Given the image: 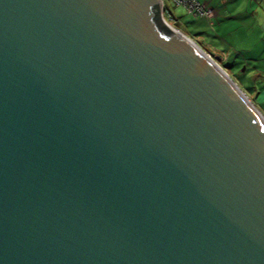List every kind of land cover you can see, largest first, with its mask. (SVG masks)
<instances>
[{"label":"water","instance_id":"1","mask_svg":"<svg viewBox=\"0 0 264 264\" xmlns=\"http://www.w3.org/2000/svg\"><path fill=\"white\" fill-rule=\"evenodd\" d=\"M163 9L0 0V264H264V115Z\"/></svg>","mask_w":264,"mask_h":264},{"label":"crops","instance_id":"2","mask_svg":"<svg viewBox=\"0 0 264 264\" xmlns=\"http://www.w3.org/2000/svg\"><path fill=\"white\" fill-rule=\"evenodd\" d=\"M202 2H204L207 5H210L213 9L212 13L208 16H194V17H201L203 18V20L200 22V24L202 23H207L210 24V20L209 17L213 16L214 17V23H216L213 26H209L208 27H204L205 29L202 30V32H198L197 34L201 43H202V47H204L206 50H208L209 52H212L215 56L219 57L220 59H227L228 58V50L225 48V46L223 48H221V44H219V41H221L220 43H222L223 41V45H226V38L223 36V30L221 31V29H223L222 25L225 24L226 22V15L225 13H232L231 15H229V17H243L246 16L247 14H253L254 9H248V2L245 5H241L238 3V0H234L237 1V3L232 4V6H228L227 4H229V0H200ZM231 1V0H230ZM243 1V0H242ZM261 2H264V0H261ZM259 2V4L262 6L261 8L263 9V13L262 15V20L259 19L261 24L257 23V27H244L243 23H245V21L247 20V18H243V20H240L238 24V27H224L226 30L224 32L228 33L230 36L231 32L232 35L231 37H234V35H237V43H230L229 47H234L233 49L237 50V53L242 55V62L245 64V67H250V71L252 72V76H254L255 80L258 79H263L264 77L261 73V71H263L264 74V68H262V65L264 64V61H261L262 59H264V5ZM250 12V13H249ZM173 15V14H172ZM224 18V19H223ZM239 20V19H238ZM255 21V19H253ZM251 21V22H254ZM214 29L215 31V40L216 42H214L213 40H205L203 38L202 33H208L211 32ZM237 32L240 33L236 34ZM227 37V36H226ZM230 49V48H229ZM259 81V80H258ZM259 85H254V86H250V90L253 93V101L262 109V111H264V94L259 98L258 96L260 95V88H258ZM244 90V88H243ZM247 89H245V92L248 95L252 94L249 92ZM258 98L259 101L256 102L255 99ZM263 107V108H262Z\"/></svg>","mask_w":264,"mask_h":264},{"label":"rangeland","instance_id":"3","mask_svg":"<svg viewBox=\"0 0 264 264\" xmlns=\"http://www.w3.org/2000/svg\"><path fill=\"white\" fill-rule=\"evenodd\" d=\"M229 4H227L229 7L232 6V4L237 3V1L234 0H229ZM248 4V9H254L253 14H247L246 16L243 17H229V15H231L232 13L227 14L226 15V22L224 25H222L223 29L220 28V30H223V36L226 38L227 41L231 42V43H237V35H234V37H231V35L228 36L229 34L224 32L226 29L224 27H238V24L240 22V20H245V18H247V20L245 21V23H243L244 27H257V23L260 22L262 20V13H263V9L261 8L262 6L259 4V2H261V0H238V3L241 5H245L246 3ZM264 5V2H261ZM162 4H163V8L164 6L166 8H168L170 10L169 16L165 13L164 9H163V16L164 18L173 26L177 27L180 31L184 32L185 34H187L188 36H190L191 38H193L200 46L202 45L198 35L197 34L200 30V32H202V30H204V27H208L209 26H213L216 23H214V17L210 16L209 20L211 21L210 24L207 23H202L200 24V22L203 20V18L201 17H194L193 15H191L190 13H188L185 8L181 5H175L172 0H162ZM249 9V10H250ZM250 13V12H249ZM173 14V15H172ZM224 19V18H223ZM239 19V20H238ZM255 19V21L253 20ZM259 19H261L259 21ZM254 21V22H251ZM261 24V23H258ZM253 29V28H252ZM206 30V29H205ZM236 34H239V32H237ZM203 38L207 41L209 40H215L214 36H215V31L214 29L211 32L208 33H202ZM227 36V37H226ZM226 41V45H223V41L222 43H220L221 41H219V44H221V48H223L225 46V48L228 50L229 53H227L229 56L226 59H220L219 57L215 56L212 52H209L208 50H206L204 47H202L206 52H209V54L212 56V58L219 63L220 66H222L224 68V70L228 73V75L241 87V89L243 90L244 88V92L245 89H247L248 91L251 89L250 86H254V85H259L258 88H260V95L258 96L259 98L264 94V80L263 79H258L255 80L254 76H252V72L250 71V67H245V64L242 62V55L237 53L236 49H233L234 47H229L230 43ZM216 42V41H214ZM230 48V49H229ZM261 61H264V59H262ZM264 63V62H263ZM262 68H264V64L262 65ZM263 77V71H261ZM252 94L248 95V98L254 103V105L262 112V114L264 115V111H262V109L253 101V93L251 91H249ZM256 102L259 101L258 98L255 99ZM263 108V107H262Z\"/></svg>","mask_w":264,"mask_h":264},{"label":"built area","instance_id":"4","mask_svg":"<svg viewBox=\"0 0 264 264\" xmlns=\"http://www.w3.org/2000/svg\"><path fill=\"white\" fill-rule=\"evenodd\" d=\"M172 2L175 5L183 6L185 10L193 16H208L213 11L210 5L200 0H172Z\"/></svg>","mask_w":264,"mask_h":264},{"label":"bare ground","instance_id":"5","mask_svg":"<svg viewBox=\"0 0 264 264\" xmlns=\"http://www.w3.org/2000/svg\"><path fill=\"white\" fill-rule=\"evenodd\" d=\"M178 32L181 34V35H183V33L180 31V30H178ZM184 36V35H183ZM186 38V37H185ZM207 60H209L211 63H212V65H214L217 69H219L218 67H217V64H216V62H215V60L213 59V58H211L210 59V57L206 54V53H204L202 50H200V49H198L197 47H195ZM219 72H221V74H223V76L224 77H226L227 78V76H226V74L225 73H223L221 70H219Z\"/></svg>","mask_w":264,"mask_h":264},{"label":"trees","instance_id":"6","mask_svg":"<svg viewBox=\"0 0 264 264\" xmlns=\"http://www.w3.org/2000/svg\"><path fill=\"white\" fill-rule=\"evenodd\" d=\"M165 13L169 16L170 10L164 6Z\"/></svg>","mask_w":264,"mask_h":264}]
</instances>
